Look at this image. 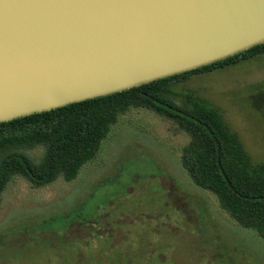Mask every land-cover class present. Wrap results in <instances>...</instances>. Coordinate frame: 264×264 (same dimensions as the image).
I'll return each instance as SVG.
<instances>
[{
  "label": "rangeland",
  "instance_id": "rangeland-1",
  "mask_svg": "<svg viewBox=\"0 0 264 264\" xmlns=\"http://www.w3.org/2000/svg\"><path fill=\"white\" fill-rule=\"evenodd\" d=\"M218 107L264 162V56L186 84ZM145 110L122 116L77 180H14L0 207V264H264V241L240 227L182 165L189 138Z\"/></svg>",
  "mask_w": 264,
  "mask_h": 264
},
{
  "label": "water",
  "instance_id": "water-1",
  "mask_svg": "<svg viewBox=\"0 0 264 264\" xmlns=\"http://www.w3.org/2000/svg\"><path fill=\"white\" fill-rule=\"evenodd\" d=\"M264 44V0H0V123Z\"/></svg>",
  "mask_w": 264,
  "mask_h": 264
},
{
  "label": "trees",
  "instance_id": "trees-1",
  "mask_svg": "<svg viewBox=\"0 0 264 264\" xmlns=\"http://www.w3.org/2000/svg\"><path fill=\"white\" fill-rule=\"evenodd\" d=\"M260 56H264V44L129 91L0 123V207L4 192L17 178L37 189L60 178L77 180L82 169L99 156L120 118L134 109L145 110L189 138L182 165L195 185L214 195L240 227L264 241V162H254L218 107L186 87L195 76ZM251 100L264 116V90Z\"/></svg>",
  "mask_w": 264,
  "mask_h": 264
}]
</instances>
